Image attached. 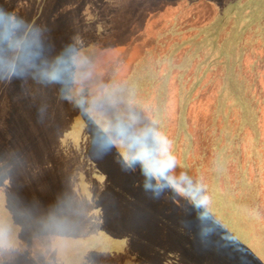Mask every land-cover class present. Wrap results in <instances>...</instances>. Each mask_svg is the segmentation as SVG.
Returning <instances> with one entry per match:
<instances>
[{
  "label": "rangeland",
  "instance_id": "1",
  "mask_svg": "<svg viewBox=\"0 0 264 264\" xmlns=\"http://www.w3.org/2000/svg\"><path fill=\"white\" fill-rule=\"evenodd\" d=\"M27 23L2 93L0 264H264V0H0L4 44ZM80 108L156 130L177 190L145 187Z\"/></svg>",
  "mask_w": 264,
  "mask_h": 264
},
{
  "label": "clouds",
  "instance_id": "2",
  "mask_svg": "<svg viewBox=\"0 0 264 264\" xmlns=\"http://www.w3.org/2000/svg\"><path fill=\"white\" fill-rule=\"evenodd\" d=\"M82 114H87L88 121H91L95 128L97 139L101 146L105 149H110L129 171H139L144 175L146 181H151V185L154 187L163 186L172 188L173 191L177 190L178 184L168 174L169 165L164 164L161 167L149 148V138L152 140L156 136V130L143 129L139 132L128 134L123 128L113 129L98 119L87 108L79 109L77 115ZM161 181H163V185H161ZM147 185L148 183L145 184V187ZM184 191L187 190L185 189ZM184 199L212 226L226 232L233 239L236 238L228 225L209 206L208 197L189 193L184 196Z\"/></svg>",
  "mask_w": 264,
  "mask_h": 264
},
{
  "label": "crops",
  "instance_id": "3",
  "mask_svg": "<svg viewBox=\"0 0 264 264\" xmlns=\"http://www.w3.org/2000/svg\"><path fill=\"white\" fill-rule=\"evenodd\" d=\"M28 23L22 27L12 43L4 44L3 38L0 39V112L6 105L7 101L2 99V93L11 89L13 86V70L15 61L24 53V38L27 36Z\"/></svg>",
  "mask_w": 264,
  "mask_h": 264
},
{
  "label": "snow or ice",
  "instance_id": "4",
  "mask_svg": "<svg viewBox=\"0 0 264 264\" xmlns=\"http://www.w3.org/2000/svg\"><path fill=\"white\" fill-rule=\"evenodd\" d=\"M148 189H153L154 186L151 184H148L146 186ZM155 189L157 192L160 191V187L155 186ZM205 224H207L206 221H204ZM195 227V225H193ZM215 230L211 226H206L202 230H199V233L202 237V239L205 241L206 246L215 248L220 254L227 256L229 258L231 257H239L241 261L245 260V256L241 253H239L238 249H233L231 245L227 242V240L223 237H219L218 235L213 239L211 237V233H213Z\"/></svg>",
  "mask_w": 264,
  "mask_h": 264
}]
</instances>
